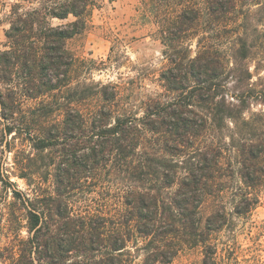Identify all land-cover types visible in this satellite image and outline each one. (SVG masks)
Listing matches in <instances>:
<instances>
[{
	"label": "trees",
	"instance_id": "trees-1",
	"mask_svg": "<svg viewBox=\"0 0 264 264\" xmlns=\"http://www.w3.org/2000/svg\"><path fill=\"white\" fill-rule=\"evenodd\" d=\"M96 6L19 0L7 14L0 146L13 160L0 155V264H125L139 238H160L146 264L197 246L218 264L210 234L250 215L264 190V0H140L168 60L164 91L140 102L80 74L68 41ZM226 191L231 211L201 230V206Z\"/></svg>",
	"mask_w": 264,
	"mask_h": 264
},
{
	"label": "rangeland",
	"instance_id": "rangeland-1",
	"mask_svg": "<svg viewBox=\"0 0 264 264\" xmlns=\"http://www.w3.org/2000/svg\"><path fill=\"white\" fill-rule=\"evenodd\" d=\"M16 1L19 0H0V51L5 48L6 30L9 28L7 14ZM139 6L140 0H97L91 26L68 41L69 49L78 60L81 76L89 82L118 85L127 101L136 99L138 102L164 91L161 73L168 66L160 28L151 22H142ZM221 42L222 39L218 43ZM192 43L195 49V40ZM258 62L259 58L250 61L253 81L259 76L255 68ZM259 110L263 111V107L254 106L247 115ZM2 129L0 124V137ZM0 155L9 164L13 160V154L4 152L1 146ZM13 180L20 189L28 190L23 179L14 177ZM230 185L238 187L242 183L237 178ZM229 191L209 197L201 206V230L206 228L207 217L222 205L231 211L233 205ZM150 240L139 238L137 247L130 243L129 250L122 256L125 264L148 263L152 250L150 242L155 243L160 238ZM208 243L217 248L218 264H264V190L259 205L250 215L230 216L222 229L210 234ZM206 251L208 248L205 246L187 248L172 262L155 264H204Z\"/></svg>",
	"mask_w": 264,
	"mask_h": 264
}]
</instances>
